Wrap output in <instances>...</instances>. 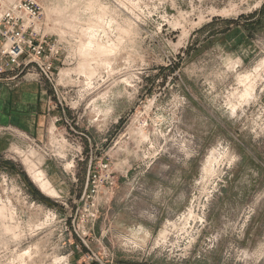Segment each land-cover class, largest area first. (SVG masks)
<instances>
[{
    "label": "rangeland",
    "instance_id": "rangeland-1",
    "mask_svg": "<svg viewBox=\"0 0 264 264\" xmlns=\"http://www.w3.org/2000/svg\"><path fill=\"white\" fill-rule=\"evenodd\" d=\"M35 1L67 117L0 132V264H264V0Z\"/></svg>",
    "mask_w": 264,
    "mask_h": 264
},
{
    "label": "built area",
    "instance_id": "built-area-1",
    "mask_svg": "<svg viewBox=\"0 0 264 264\" xmlns=\"http://www.w3.org/2000/svg\"><path fill=\"white\" fill-rule=\"evenodd\" d=\"M42 20V7L35 0H14L13 3L0 0V80L26 76L39 78L41 74L53 79L61 52L58 44L42 30ZM96 164L100 171L109 167L103 162ZM89 177L83 203L85 198L90 199L93 193H97L96 184L101 179L95 168Z\"/></svg>",
    "mask_w": 264,
    "mask_h": 264
},
{
    "label": "crops",
    "instance_id": "crops-1",
    "mask_svg": "<svg viewBox=\"0 0 264 264\" xmlns=\"http://www.w3.org/2000/svg\"><path fill=\"white\" fill-rule=\"evenodd\" d=\"M66 112L58 108L53 100V93L47 83L36 78L29 80L27 77L15 80H0V132L3 136L12 132L24 133L39 142H44L52 134V126L62 128ZM57 120H59L57 122ZM6 133H2L3 131ZM1 136V137H3ZM4 138H0V142ZM96 163L89 164L90 166ZM91 169V170H92ZM50 178L56 182L55 178ZM85 191L88 190V180ZM57 184V183H55ZM56 188H59L58 186Z\"/></svg>",
    "mask_w": 264,
    "mask_h": 264
},
{
    "label": "bare ground",
    "instance_id": "bare-ground-1",
    "mask_svg": "<svg viewBox=\"0 0 264 264\" xmlns=\"http://www.w3.org/2000/svg\"><path fill=\"white\" fill-rule=\"evenodd\" d=\"M10 2H14V0H9ZM68 75H69V73H67V72H65V71H63L62 73H61V80L62 79H65L66 77H68ZM248 95V94H247Z\"/></svg>",
    "mask_w": 264,
    "mask_h": 264
},
{
    "label": "water",
    "instance_id": "water-1",
    "mask_svg": "<svg viewBox=\"0 0 264 264\" xmlns=\"http://www.w3.org/2000/svg\"><path fill=\"white\" fill-rule=\"evenodd\" d=\"M91 163H92V162H91ZM91 169H92V165L90 166V169H89V175H90ZM88 185H89V180H88ZM82 205H83V199L80 201L79 209L81 208ZM101 263H102V262H101ZM102 264H103V263H102Z\"/></svg>",
    "mask_w": 264,
    "mask_h": 264
}]
</instances>
